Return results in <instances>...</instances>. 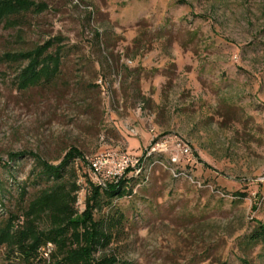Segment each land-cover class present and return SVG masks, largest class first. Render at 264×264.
Segmentation results:
<instances>
[{"label":"rangeland","instance_id":"374dc122","mask_svg":"<svg viewBox=\"0 0 264 264\" xmlns=\"http://www.w3.org/2000/svg\"><path fill=\"white\" fill-rule=\"evenodd\" d=\"M28 1L0 24V55L54 40L61 63L27 90L16 78L26 63L0 64V222L43 187L33 158L12 153L57 165L77 152L66 179L81 186L82 211L91 159L165 141L167 159L188 148L174 167L187 177L151 166L116 202L123 221L104 253L117 264H264L248 241L264 221V0ZM0 264L21 263L0 247Z\"/></svg>","mask_w":264,"mask_h":264},{"label":"trees","instance_id":"16d2710c","mask_svg":"<svg viewBox=\"0 0 264 264\" xmlns=\"http://www.w3.org/2000/svg\"><path fill=\"white\" fill-rule=\"evenodd\" d=\"M32 7L35 4L28 0H0V24ZM53 46L54 40H48L26 52L4 53L0 55V64L26 63L16 77L17 87L21 90L49 84L59 73L61 63L62 48L56 45L51 50ZM27 156L34 160V168L30 172L34 184H42L43 187L18 213L10 212L0 222V247H4L7 255L21 264H117L119 260L114 253H104L114 238V230L123 221L122 214L115 209L116 202L131 196L133 188L147 183L149 175L146 178L144 171L98 185L84 172V208L78 211L77 193L81 186L66 179V175L73 171L69 165L79 157L78 153L68 151L57 165L31 152L12 153L9 160L18 161ZM160 159L158 155L150 156L144 164L149 166ZM26 194V187H19V197L23 202ZM102 211L103 216L95 218ZM248 239L264 247V221H257ZM47 243L54 245L48 260L40 252Z\"/></svg>","mask_w":264,"mask_h":264},{"label":"built area","instance_id":"2783aa9c","mask_svg":"<svg viewBox=\"0 0 264 264\" xmlns=\"http://www.w3.org/2000/svg\"><path fill=\"white\" fill-rule=\"evenodd\" d=\"M100 83V82H99ZM132 131V130H131ZM167 150V143L162 141L155 143L150 149L144 152L141 156L133 155L126 150H115L112 152L98 155L91 159L88 163L89 176L92 181L98 185H105L109 181H118L119 179L140 173L146 174L148 178L151 166L157 164L164 170L175 173L174 178L187 177L185 172L177 170L175 165L178 163V155H187L189 150L186 146L177 145L176 152L169 155L168 159L163 156ZM158 155L160 160L154 161L153 164L145 166L146 158ZM54 250V245L47 243L41 247L40 252L42 256L48 260L51 252Z\"/></svg>","mask_w":264,"mask_h":264}]
</instances>
